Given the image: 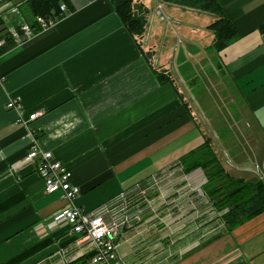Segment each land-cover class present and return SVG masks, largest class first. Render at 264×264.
<instances>
[{
    "label": "crops",
    "instance_id": "1",
    "mask_svg": "<svg viewBox=\"0 0 264 264\" xmlns=\"http://www.w3.org/2000/svg\"><path fill=\"white\" fill-rule=\"evenodd\" d=\"M217 1L239 40L212 62L242 101L241 109L226 111L232 128L212 120L222 142L209 136L203 101L192 97L195 86L181 91L158 80L147 57L155 42L132 37L111 0H68L70 13L54 28L6 45L0 53V264H92L93 246L85 237L67 225L49 226L68 204L61 193L47 194L25 163L34 143L71 170L81 190L75 203L84 211L138 185L148 188L141 220L118 238L123 264H142L161 244L169 248L165 264H264V212L229 229L207 195L205 171L190 155L209 138L232 176L264 180V0ZM28 2L15 3L30 19ZM133 3L147 16L150 37L159 34V7L168 30L176 29L173 18L189 15L161 0ZM1 14L7 28L15 25ZM197 20L188 26L192 34ZM186 45L191 53L203 49ZM185 56L192 57L181 54L176 68L186 64ZM203 67L199 75L206 74ZM32 114L39 116L25 126Z\"/></svg>",
    "mask_w": 264,
    "mask_h": 264
},
{
    "label": "built area",
    "instance_id": "2",
    "mask_svg": "<svg viewBox=\"0 0 264 264\" xmlns=\"http://www.w3.org/2000/svg\"><path fill=\"white\" fill-rule=\"evenodd\" d=\"M20 4L6 3L0 6V11H6V22L15 19V25L9 26L10 38L20 44L31 40L36 35L54 28L67 14L70 13L67 5L61 4L59 13L51 16H36L34 20L38 28H34L21 14ZM162 8L159 7L157 15L165 20ZM0 13V17H1ZM4 42L0 43V49ZM9 108H15L9 102ZM39 114L30 115L23 123L30 126V122L38 118ZM25 163L33 167L44 181L47 194L61 193L67 201V206L53 215L49 226H70L76 235H82L93 246L94 256L92 264H123L118 255V238L127 229H130L142 218L144 206L147 204V190L142 185L122 192L118 197L94 210L84 211L76 206V200L81 194L80 188L72 183V172L66 164L57 160L51 151L41 150L34 143L27 153ZM153 181L156 182L155 178ZM44 224V222L42 223ZM41 224V225H42Z\"/></svg>",
    "mask_w": 264,
    "mask_h": 264
},
{
    "label": "trees",
    "instance_id": "3",
    "mask_svg": "<svg viewBox=\"0 0 264 264\" xmlns=\"http://www.w3.org/2000/svg\"><path fill=\"white\" fill-rule=\"evenodd\" d=\"M14 1L17 2L16 0H0V3L2 5L6 3L13 5ZM161 1L170 5L181 4L190 8H201L213 14L216 20L207 29L215 36L212 48L217 54L239 40V35L234 24L226 16L222 5L217 0ZM111 2L130 35L141 39V36L145 33L146 16L144 13L135 10L134 0H111ZM61 4L67 5L69 2L68 0H29L28 8L30 11L27 14L30 16V19H27L23 15L21 5L19 8L24 19L30 22L34 28H38V24L34 21L36 16L57 14L59 13ZM8 9L5 8L0 13ZM260 30L264 31V25ZM2 37L0 36V40ZM13 43V40L9 36L6 39V45L10 46ZM6 45L0 49V53L6 49ZM155 75L162 84L169 83L177 87L175 82L158 70H155ZM176 87L174 88L184 107H186L187 104L180 96ZM190 155L193 156L192 165H196L195 167L199 166L205 171L207 175V184L205 186L207 195L212 201L213 206L218 211L224 212L222 217L229 229H233L241 222L264 212V180H247L232 176L229 173L228 167L220 159L219 154L213 147L212 140L209 138L196 150H193Z\"/></svg>",
    "mask_w": 264,
    "mask_h": 264
},
{
    "label": "rangeland",
    "instance_id": "4",
    "mask_svg": "<svg viewBox=\"0 0 264 264\" xmlns=\"http://www.w3.org/2000/svg\"><path fill=\"white\" fill-rule=\"evenodd\" d=\"M164 4L166 5L168 3ZM171 8H173L174 10H185L189 13V15L175 17L179 21L180 26H178L177 20H175L174 18L172 19L173 24H175V30H173L171 27H169V30L168 27H163L161 24H163L162 21L165 20L160 19V17L157 16L156 18L160 19L161 23L159 24V22H156L155 28L158 29L159 27L160 30L159 34L154 35L152 37H150L149 34V23L146 16L145 33L141 36V38L147 37L149 40L155 42L153 49H150L147 52V57L149 60H153V63L155 62V70H158L159 72L167 75L173 82H176V80L181 77L189 79L185 80L188 82L177 84V87L179 88V90L185 91L184 87L192 88L193 86H195L193 87L192 97L194 96V98L197 99V103L199 104L201 100L203 101L202 103L205 111L202 109L201 110L207 118V121L205 120V127L207 128L206 123L209 124L210 130H207L209 136H211V138H214L215 136L217 137L218 142H222V130L217 125H215L217 123L213 124L212 120L213 122H218L220 119H224L223 121L227 123L228 120L226 119V117L228 116L226 114V111L229 114V111H236L239 110V108L241 109L242 101L238 96L237 92L235 91L233 83L230 81L229 77L227 75L222 77L221 73L215 70L216 67L212 62L214 55L217 54V52L212 48V45L215 41V36L207 28L211 23L216 20V17H214L213 14H211L210 12H207L201 8H190L181 4H171ZM146 9V11H148V8ZM156 10L157 7L155 6L154 8H152L151 11L155 13ZM162 12L163 11L161 10V14ZM164 16L166 17L165 14ZM196 18H198V24L195 27V30L197 32L196 34H192L193 31L189 27H191L190 24H193V26H195L194 22L196 21ZM0 28L1 36H3L1 40H3L4 45H6V39L9 38L10 35V31L8 29L9 27L7 28L5 24L0 21ZM180 32L182 33V35ZM186 43H189L191 45H201V47L203 46V49L199 48V50H192L191 53L190 50H188V46L186 45ZM179 47L182 49L178 50ZM187 53L191 54L192 57L187 58V56H185V58H187L186 64L180 65V63L178 62L176 68L175 63L177 62L180 55H186ZM200 58H204V60H201ZM197 63L199 65L200 63H204L203 68H205L206 74L199 75V65ZM179 67H182V70H180ZM206 75L208 79H205ZM189 77L192 78L190 79ZM213 94L214 97L212 96ZM197 95H203V99L197 98ZM214 98L222 100H220L219 102L212 101L214 100ZM240 115L247 116L244 110H242V113H240ZM213 118L215 119V121ZM229 118L232 120V117ZM224 126L232 128V123H227ZM230 133H232V131H230L229 134ZM167 234H169V232H167ZM161 247V250H158V252L162 251V249L164 250V252L160 253L161 255H157L158 252H156L155 254L150 255L148 259L144 260L142 264L167 263V259L170 258H164V255L166 254V256H169V248L165 247L164 244H161Z\"/></svg>",
    "mask_w": 264,
    "mask_h": 264
}]
</instances>
